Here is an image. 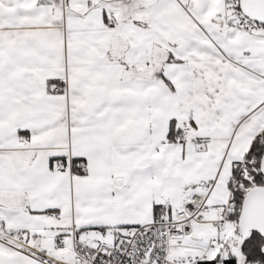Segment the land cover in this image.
I'll return each instance as SVG.
<instances>
[{
	"label": "snow or ice",
	"instance_id": "snow-or-ice-1",
	"mask_svg": "<svg viewBox=\"0 0 264 264\" xmlns=\"http://www.w3.org/2000/svg\"><path fill=\"white\" fill-rule=\"evenodd\" d=\"M0 264H264V0H0Z\"/></svg>",
	"mask_w": 264,
	"mask_h": 264
}]
</instances>
